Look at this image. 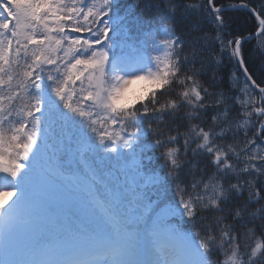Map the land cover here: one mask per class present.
<instances>
[{
  "label": "snow or ice",
  "instance_id": "6c2138e0",
  "mask_svg": "<svg viewBox=\"0 0 264 264\" xmlns=\"http://www.w3.org/2000/svg\"><path fill=\"white\" fill-rule=\"evenodd\" d=\"M0 264H264V0H0Z\"/></svg>",
  "mask_w": 264,
  "mask_h": 264
},
{
  "label": "trees",
  "instance_id": "16d2710c",
  "mask_svg": "<svg viewBox=\"0 0 264 264\" xmlns=\"http://www.w3.org/2000/svg\"><path fill=\"white\" fill-rule=\"evenodd\" d=\"M155 2V0H153ZM231 2V0H229ZM250 4V6H256L260 3V0H246ZM231 16L232 21V28L235 29L237 32H247L252 28L254 25V20H252L249 16V13L246 10H239L229 14ZM251 45L245 46V55L246 57L249 54V50L251 49ZM252 70L256 71L257 76H259V68L257 65H251ZM232 71L231 68L225 67L222 74H226ZM226 86V85H225ZM163 162L161 161V164ZM61 218L64 220L65 223H78L76 219L70 214L66 213V211H59Z\"/></svg>",
  "mask_w": 264,
  "mask_h": 264
},
{
  "label": "rangeland",
  "instance_id": "374dc122",
  "mask_svg": "<svg viewBox=\"0 0 264 264\" xmlns=\"http://www.w3.org/2000/svg\"><path fill=\"white\" fill-rule=\"evenodd\" d=\"M142 87H143V85H141V84H135V85L132 86L133 90H134V91H137V92H138Z\"/></svg>",
  "mask_w": 264,
  "mask_h": 264
}]
</instances>
